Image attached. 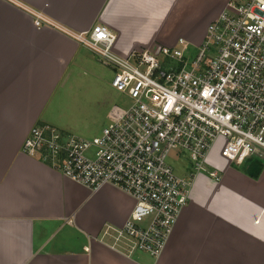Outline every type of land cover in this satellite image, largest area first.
Segmentation results:
<instances>
[{
  "label": "crops",
  "instance_id": "0c3cea01",
  "mask_svg": "<svg viewBox=\"0 0 264 264\" xmlns=\"http://www.w3.org/2000/svg\"><path fill=\"white\" fill-rule=\"evenodd\" d=\"M20 1L73 31L107 25L122 55L157 50L180 37L199 44L184 30L211 5L207 0ZM96 61L72 37L37 28L29 14L0 0V264H264V154L246 160L245 172H233L220 157L208 166L219 180L197 174L162 254L154 258L127 254L105 235L128 219L135 203L129 194L109 184L91 190L22 151L37 124L76 131L66 102L76 98V90L80 94L85 77L94 85L100 79ZM99 98L97 92L94 100L100 103Z\"/></svg>",
  "mask_w": 264,
  "mask_h": 264
},
{
  "label": "built area",
  "instance_id": "2783aa9c",
  "mask_svg": "<svg viewBox=\"0 0 264 264\" xmlns=\"http://www.w3.org/2000/svg\"><path fill=\"white\" fill-rule=\"evenodd\" d=\"M6 1L37 28L90 50L113 71L112 87L132 101L114 106L93 137L37 124L22 146L91 190L109 184L134 199L124 225L105 231L127 254H162L197 174L220 179L207 168L213 151L238 165L264 154V0H228L199 44L180 37L128 55L115 51L116 34L105 24L77 32L25 2ZM174 150L190 161L184 175L168 162Z\"/></svg>",
  "mask_w": 264,
  "mask_h": 264
},
{
  "label": "rangeland",
  "instance_id": "374dc122",
  "mask_svg": "<svg viewBox=\"0 0 264 264\" xmlns=\"http://www.w3.org/2000/svg\"><path fill=\"white\" fill-rule=\"evenodd\" d=\"M221 1L222 0H207L211 5H207L201 18L199 16L194 24L190 28H186L184 32L195 34V41L201 42L205 35L206 25L209 24L208 21L211 18L213 11L214 13L217 11L218 5H220ZM192 51L196 52V49L192 47ZM96 60L98 61L96 62L100 73V79L98 78L96 81L97 85L92 84V81L89 80L88 76L85 77L81 84L82 88H80V94H78L76 90L74 92L76 98L66 102L67 110L65 109L68 121L72 126H76L77 128L76 131H73L76 134L80 133L79 135L85 137H93L101 132L102 128L108 124V115L114 106L126 109L132 103L130 98L112 87L111 81L114 75L113 71L108 66L102 64L97 58ZM97 92L100 94V103H97L94 100V96ZM219 159L220 156H218L217 151H213L207 168L212 163L218 162ZM225 161L228 163L230 162L228 159H225L224 162ZM168 162L173 167L174 171L180 175H184L188 170L186 168L190 167V161L186 157V154H180V151L178 150L169 153ZM220 162H222V160ZM245 165L246 163L238 165L230 162L229 168L233 172H245L247 170V167L243 168ZM212 170H214V168H212Z\"/></svg>",
  "mask_w": 264,
  "mask_h": 264
},
{
  "label": "trees",
  "instance_id": "16d2710c",
  "mask_svg": "<svg viewBox=\"0 0 264 264\" xmlns=\"http://www.w3.org/2000/svg\"><path fill=\"white\" fill-rule=\"evenodd\" d=\"M259 171H260V165L258 166L257 173H256V174H254V176H257V175H258V173H259Z\"/></svg>",
  "mask_w": 264,
  "mask_h": 264
}]
</instances>
